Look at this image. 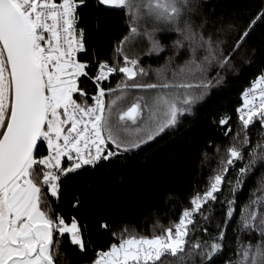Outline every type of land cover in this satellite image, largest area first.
Wrapping results in <instances>:
<instances>
[{
	"label": "snow or ice",
	"instance_id": "snow-or-ice-1",
	"mask_svg": "<svg viewBox=\"0 0 264 264\" xmlns=\"http://www.w3.org/2000/svg\"><path fill=\"white\" fill-rule=\"evenodd\" d=\"M208 3L92 0L97 13L127 9L130 21L129 34L115 49L117 58L97 57L92 63L79 58L87 55L80 10L90 6L89 0H0V264L88 259L92 245L85 239L87 224L81 223L86 218L69 220L50 204L59 203L64 181L101 162L119 161L176 127L227 83L229 72L264 53V35L253 37L258 27L264 30V0L244 21L217 17ZM160 32L175 38L164 43ZM132 40L141 46L134 49ZM141 55L167 57L155 80L141 66ZM115 74L122 81L106 88L103 82ZM133 91L146 95L130 99ZM242 96L235 115L219 110L210 115V126L230 140L204 145L202 169L213 159L216 167L203 189L197 185L183 204L169 197L174 205L169 215L179 209L178 221L169 219L165 226L157 220L151 235L128 229L117 234L101 217L97 227L114 239L90 264H216L221 258L222 264H264V172L240 208L233 240L227 232L236 218L238 194L264 169V68ZM257 126L253 144L249 132ZM85 198L73 194L72 208L79 211ZM246 236L252 239L245 242Z\"/></svg>",
	"mask_w": 264,
	"mask_h": 264
},
{
	"label": "trees",
	"instance_id": "trees-1",
	"mask_svg": "<svg viewBox=\"0 0 264 264\" xmlns=\"http://www.w3.org/2000/svg\"><path fill=\"white\" fill-rule=\"evenodd\" d=\"M89 2L88 8L80 10V27L86 29L87 48V55L82 53L80 59L95 63L98 57L112 62L117 58L115 49L118 42L130 32L128 10L116 9L97 13L91 6L92 0ZM259 7L260 0H209L208 3L209 10H214L217 17L234 18L238 21H244ZM97 19H99V27H97ZM157 35L164 43H170V40L175 38L173 34L167 32H160ZM262 35L264 30L258 27L253 37L259 40ZM129 44L134 49L141 46L136 40L130 41ZM249 46L245 45L246 48ZM140 59L141 66L155 80L156 71L161 69L167 57L141 55ZM119 60L122 63L123 57H119ZM179 62L182 63V61ZM262 68H264V53L257 55L251 64H242L236 71L229 72L227 83L219 89H214L210 97L198 105L192 115L182 117L176 127L166 129L154 140L125 154V157L119 161L101 162L94 169L85 168L80 170L79 174L70 175L64 181L63 195L59 203L52 200L50 204L57 214L62 213L69 220L73 215L86 218L82 219L81 223L87 224L85 239L90 240L92 246L86 254L88 259L81 260L80 264H90L96 252L107 251L113 242L112 232L97 227L101 217L110 222L112 231L117 234L122 229H128L129 232H135L138 235H151L157 220L165 226L169 219L178 221L179 209H176L174 217L169 215L174 208L173 204L168 203L169 197L174 196L179 203L183 204L187 202L189 194L196 189L197 185L203 189L204 182L210 175V168L216 167V160L213 159L210 163L205 162L202 169L204 145L209 141H214L216 145H226L230 140V138H224L217 128L210 126V115L218 110L235 115V110L241 104L240 93L260 75ZM121 81L122 75L115 74L104 82V86L107 88L110 85L115 88ZM89 90L91 92V87ZM143 94L140 91H133L130 99ZM236 123L234 118L233 126ZM152 131H155V128ZM258 134V126L250 130L249 135L253 138V144L256 143ZM210 155L215 157V147ZM242 166L243 164L237 165L236 172ZM261 172H264V169H259L256 176L249 178L238 194L236 218L227 229L229 240H233V229L239 220L240 208L247 201L249 192L255 186L256 178ZM234 175L235 173H230V178ZM226 191L227 184H225ZM73 194L86 197L79 211L71 206L74 202ZM219 199L223 200L224 196L220 195ZM219 218L220 204L217 203L216 219ZM212 228H215V221ZM244 239L247 242L252 237L246 236ZM64 243L67 247V239ZM228 255L226 251L225 256ZM222 259L217 260L216 264H222Z\"/></svg>",
	"mask_w": 264,
	"mask_h": 264
},
{
	"label": "built area",
	"instance_id": "built-area-1",
	"mask_svg": "<svg viewBox=\"0 0 264 264\" xmlns=\"http://www.w3.org/2000/svg\"><path fill=\"white\" fill-rule=\"evenodd\" d=\"M82 54V53H81ZM81 54H79V58H80V55ZM92 75H94V72L92 73ZM108 80H106V81H104V82H107ZM104 82H103V85H104ZM252 86V82L246 87V88H244L243 90H242V92L240 93V96H239V99H240V101H241V104H240V106L239 107H241L242 105H243V96H242V93L246 90V89H248V88H250ZM65 166H67L66 164H65Z\"/></svg>",
	"mask_w": 264,
	"mask_h": 264
},
{
	"label": "rangeland",
	"instance_id": "rangeland-1",
	"mask_svg": "<svg viewBox=\"0 0 264 264\" xmlns=\"http://www.w3.org/2000/svg\"><path fill=\"white\" fill-rule=\"evenodd\" d=\"M143 95H146V93H144ZM147 115H148L147 112H145V113H144V117L146 118ZM153 128H154V127H153ZM153 128H152V129H153Z\"/></svg>",
	"mask_w": 264,
	"mask_h": 264
}]
</instances>
